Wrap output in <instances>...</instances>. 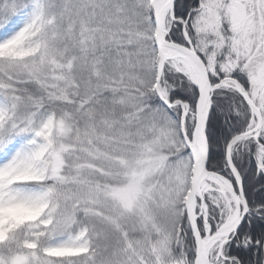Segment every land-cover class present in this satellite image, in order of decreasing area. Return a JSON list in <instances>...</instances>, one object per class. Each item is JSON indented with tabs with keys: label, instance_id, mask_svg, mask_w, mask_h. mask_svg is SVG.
I'll use <instances>...</instances> for the list:
<instances>
[{
	"label": "snow or ice",
	"instance_id": "1",
	"mask_svg": "<svg viewBox=\"0 0 264 264\" xmlns=\"http://www.w3.org/2000/svg\"><path fill=\"white\" fill-rule=\"evenodd\" d=\"M0 264H264V0H0Z\"/></svg>",
	"mask_w": 264,
	"mask_h": 264
}]
</instances>
